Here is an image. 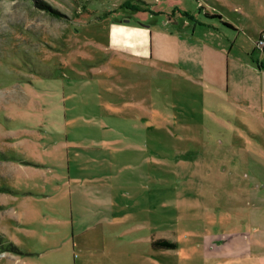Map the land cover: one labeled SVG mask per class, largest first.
Returning <instances> with one entry per match:
<instances>
[{
    "label": "rangeland",
    "instance_id": "obj_1",
    "mask_svg": "<svg viewBox=\"0 0 264 264\" xmlns=\"http://www.w3.org/2000/svg\"><path fill=\"white\" fill-rule=\"evenodd\" d=\"M213 10L238 26L245 47L264 31V0H0V264H144L141 251L126 242V252L110 238L104 242L97 225L123 208L149 218L152 230L175 243L169 253L192 254L179 264L215 263L202 259V237L240 229L258 207L242 206L206 158L225 149L217 140L255 155L264 126H211L214 115L199 103V91L163 72L165 66L134 65L110 46L112 24L154 33ZM121 29L112 30L113 41L125 35ZM253 62L264 71L262 53ZM133 96L161 114L168 104L186 129L165 130L163 115L125 106ZM150 119L151 127L143 122ZM164 156L166 178L152 166ZM87 158L105 162L91 170ZM164 185L167 207L154 209L153 198L154 208L144 211V191ZM132 193L137 202L129 200ZM103 202L113 206L105 211Z\"/></svg>",
    "mask_w": 264,
    "mask_h": 264
},
{
    "label": "crops",
    "instance_id": "obj_2",
    "mask_svg": "<svg viewBox=\"0 0 264 264\" xmlns=\"http://www.w3.org/2000/svg\"><path fill=\"white\" fill-rule=\"evenodd\" d=\"M200 14L198 13L196 20L186 19L175 28L170 26L163 30H156L154 33L149 27L143 25L112 24L110 26V46L117 49L118 54L126 55L134 65L145 66L147 64L150 69L153 65L165 66L166 69L163 72L171 73L175 79L186 84L187 87L199 91V103L202 105L206 103L209 113L214 115L211 126L224 124L227 127L230 126L228 128H233L235 126L233 123H238V126L243 129L258 126L263 129L264 71L257 67L258 63L253 62V54L259 52L255 49V41L260 33L257 34L252 45L245 47L238 41V33L241 31L234 23L226 20L215 10L211 13L203 11L204 19H200ZM206 15H218L220 19L208 18ZM114 28H122L121 30L126 31L127 36L122 35L113 41L112 30ZM136 98L138 99V96H133L132 102H128L125 106L135 105L138 110L146 109L151 114L160 116L159 110L153 111L152 102L147 104L146 101H139ZM168 108V104H165L164 113L161 114L163 115L162 122L159 123L163 124L162 128L167 130L169 125H173L177 126L179 131L186 129L185 121L178 119ZM143 122L151 125V119L143 120ZM184 134L187 132L180 134V137ZM217 143L224 145L225 149H217L213 154L211 151L208 153L206 158L209 162L208 170L214 173L215 178L225 176L228 179L226 183L229 193L240 194L244 201L242 206L253 205V202H256L258 210H261L258 212L256 209L254 213L248 212L250 215L239 221L240 229L235 228L220 234L204 235L200 241L201 244L198 243L197 247H201L202 259L214 261V264H264V185L260 187L257 183L264 181V144L252 146L253 144L248 141L246 144L252 146L256 151L255 155L246 152L241 155L239 151L235 152L231 144L225 145L221 140H217ZM191 144L199 146L200 141H195L192 137ZM219 153L223 154L222 158L217 155ZM152 159L150 157V160ZM112 161L116 160L111 159ZM129 161L131 160H121L122 163ZM168 161V158L164 156L159 164L152 165L158 166V171L165 178L169 173ZM179 161L182 159L176 162ZM199 161L194 166L197 170L200 167ZM221 161L222 165L219 163ZM102 162L105 160L98 158H87L86 160L87 164H91L89 168L91 170L95 168V165L99 167L98 163ZM124 167L131 168L132 162L123 165ZM174 168L177 171L179 166H174ZM151 176L149 175V178ZM130 185L131 182L127 180L123 186L130 189ZM163 187L165 189L160 186L154 191L152 188L144 191L143 200L146 205L144 211H150L154 207V209L167 207V186ZM174 191L178 192V188H174ZM153 198L157 201L154 207ZM151 199L150 205H147L146 202H150ZM129 200L137 202L138 198L135 193H132ZM106 204L103 202V205ZM109 205L113 206V202ZM108 206L106 205L105 211ZM113 215L101 216L97 225L101 226L103 241L112 239L118 244L119 252H126L124 246L126 242L129 249L141 251L145 256L146 263L144 264H179L187 256L188 258L192 256V254L184 256L180 252L174 254L169 253V250L152 249V241L169 240L162 237V234H158V230H152V222L149 218H134L133 214L127 213L126 208H123L122 212L116 216ZM157 218L156 222L161 223L162 217ZM175 246L173 251L177 250V245ZM169 256L176 258L175 261L169 262L171 259L168 258Z\"/></svg>",
    "mask_w": 264,
    "mask_h": 264
},
{
    "label": "trees",
    "instance_id": "obj_3",
    "mask_svg": "<svg viewBox=\"0 0 264 264\" xmlns=\"http://www.w3.org/2000/svg\"><path fill=\"white\" fill-rule=\"evenodd\" d=\"M184 16L189 17L188 15L184 14ZM208 18H215L220 19V16L218 15H206ZM225 26L230 27V25L223 23ZM260 68V66H257ZM152 249H163V250H174L176 248L175 244L172 242H169L167 240H156L152 241L151 243Z\"/></svg>",
    "mask_w": 264,
    "mask_h": 264
},
{
    "label": "built area",
    "instance_id": "obj_4",
    "mask_svg": "<svg viewBox=\"0 0 264 264\" xmlns=\"http://www.w3.org/2000/svg\"><path fill=\"white\" fill-rule=\"evenodd\" d=\"M255 49L264 54V32H261L255 41Z\"/></svg>",
    "mask_w": 264,
    "mask_h": 264
}]
</instances>
